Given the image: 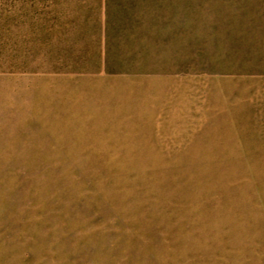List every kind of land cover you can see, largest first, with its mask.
<instances>
[{"label":"rangeland","instance_id":"rangeland-1","mask_svg":"<svg viewBox=\"0 0 264 264\" xmlns=\"http://www.w3.org/2000/svg\"><path fill=\"white\" fill-rule=\"evenodd\" d=\"M0 264H264V0H0Z\"/></svg>","mask_w":264,"mask_h":264}]
</instances>
